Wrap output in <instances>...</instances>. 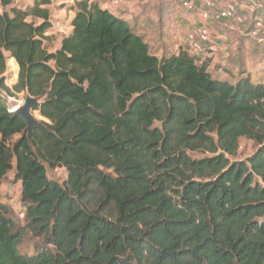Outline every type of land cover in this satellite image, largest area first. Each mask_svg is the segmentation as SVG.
<instances>
[{"label": "trees", "instance_id": "trees-1", "mask_svg": "<svg viewBox=\"0 0 264 264\" xmlns=\"http://www.w3.org/2000/svg\"><path fill=\"white\" fill-rule=\"evenodd\" d=\"M49 2L0 0V90L37 98L44 125L28 140L0 97V185L12 171L25 220L0 203V264H264V84L243 68L212 76L183 46L157 56L90 0L68 7L71 29L48 50ZM241 138L256 144L244 159ZM25 231L39 239L30 255Z\"/></svg>", "mask_w": 264, "mask_h": 264}, {"label": "crops", "instance_id": "crops-1", "mask_svg": "<svg viewBox=\"0 0 264 264\" xmlns=\"http://www.w3.org/2000/svg\"><path fill=\"white\" fill-rule=\"evenodd\" d=\"M64 1L67 3L66 8L72 12V15L69 19L71 21L74 11L68 7L73 5L75 0ZM90 1L97 2L101 8L108 9L114 15L127 21L131 28L133 25H137L136 28H132L137 34L142 35L145 38H148L146 37V34H149L150 36L155 37V40H158L156 37L158 36L161 40V43L163 44L162 46H158V48L166 47L169 48L168 50H171L172 47V52H175L176 49H178L180 46H183L186 35L181 37L178 31H175V26H172L173 22L169 24V20H166V18H168L169 14L171 13L169 9L170 7L165 13L166 21L163 23L159 22V10L164 6L166 8L167 4L164 3L167 0ZM115 1L117 2L115 3ZM50 3L51 0L49 4ZM195 4L196 6H200L201 0H195ZM47 5H43V7L47 8ZM169 17L173 18V16ZM187 21L188 23L184 21L183 22L187 26V30H189L191 29L190 27L193 28V25L191 24L190 20L187 19ZM199 25H201V23ZM208 26L212 34V42L216 44L217 48L215 52L209 53L207 55V57H209L208 69L212 76L233 81L238 74L239 69L243 68L248 73L251 81L264 84V46L257 45L251 40H248L242 32H228L222 23H209ZM70 29L71 26L69 27V30L64 33L67 34ZM158 52L160 51L158 50ZM212 67L214 69H211ZM212 70H214V72H212Z\"/></svg>", "mask_w": 264, "mask_h": 264}, {"label": "rangeland", "instance_id": "rangeland-1", "mask_svg": "<svg viewBox=\"0 0 264 264\" xmlns=\"http://www.w3.org/2000/svg\"><path fill=\"white\" fill-rule=\"evenodd\" d=\"M35 1L37 0H14V4H16L18 7H25V6H31V4H33ZM164 4H167V6L170 7L171 13L169 14V16H173V18H170L168 16L166 20L167 21L169 20V24L173 22L172 26H175V31H178L181 37H183L184 35L187 36L189 33L193 34L198 28L199 24L202 23L200 22L196 13L185 11L183 8H181V6L178 4L176 0H167ZM66 6L67 3L64 0H51V3L47 5V8L50 12V18L52 23V27L46 32V34H50L49 36L51 38L49 39V41L46 40L44 41L48 50H53L56 47H58L59 41L61 39V35L65 34L64 32L69 30L70 27L69 19L72 15V12H70V10L66 8ZM187 19L190 20L191 24L193 25V28L190 27L191 29L189 30H187V26L184 24V22L188 23ZM29 20L36 23L39 22V19L34 17L29 18ZM136 26L137 25H133L132 28L134 29L136 28ZM146 35H147L146 37L148 38L145 37L143 38L149 44L152 53L156 54L157 56H160L161 52L164 51V49L166 50L169 49L166 47L158 48V46L163 45L158 36H156L158 40H155L154 39L155 37L150 36L149 34ZM186 36L184 39L183 47L189 49V46L186 41L187 38ZM158 50L160 52H158ZM168 52H172V47L171 50H168ZM211 69L214 68L212 67ZM212 72H214V70H212ZM17 74H18V66L15 60L14 59L10 60V58H8L7 68L4 73V84L9 88H11L17 80ZM25 96L26 94L22 92L17 93L16 95L13 96H7L3 90H0V97L5 101L9 109H13L16 105L23 104ZM33 115L39 121L43 119L39 115V112L37 110L33 111ZM255 148H256V144L252 140L241 138L239 141L238 158L239 159L246 158L247 156L253 153ZM190 156L193 158H197V157H201L202 153L191 152ZM66 175L67 173L64 168L50 169L47 167L48 178L53 179L59 183H62L66 179ZM0 203L6 205L10 209L8 215L10 216L13 224L16 227L25 226V220L23 218L24 208L21 202V184L20 182H15L12 171L7 174V176L4 178V180L0 185ZM25 232L26 233L24 234V237L20 245L18 246V249L21 253L30 255L35 251V245L39 243V239L34 237L30 232L29 233L27 231Z\"/></svg>", "mask_w": 264, "mask_h": 264}, {"label": "built area", "instance_id": "built-area-1", "mask_svg": "<svg viewBox=\"0 0 264 264\" xmlns=\"http://www.w3.org/2000/svg\"><path fill=\"white\" fill-rule=\"evenodd\" d=\"M176 1L185 11L196 13L202 22L186 36L191 52L207 56L217 50L208 23H222L228 32H242L248 40L264 46V0H201L200 6L195 0Z\"/></svg>", "mask_w": 264, "mask_h": 264}, {"label": "water", "instance_id": "water-1", "mask_svg": "<svg viewBox=\"0 0 264 264\" xmlns=\"http://www.w3.org/2000/svg\"><path fill=\"white\" fill-rule=\"evenodd\" d=\"M39 106V100L26 94L23 104L16 105L13 113L19 116L26 124L25 132L28 140H30L32 132L35 128H44L41 121L37 120L33 115V110Z\"/></svg>", "mask_w": 264, "mask_h": 264}, {"label": "clouds", "instance_id": "clouds-1", "mask_svg": "<svg viewBox=\"0 0 264 264\" xmlns=\"http://www.w3.org/2000/svg\"><path fill=\"white\" fill-rule=\"evenodd\" d=\"M208 24H209V23H208ZM208 24H207V25H208ZM199 26H200V25H199ZM10 59H12V58H10ZM11 110H12V109H11Z\"/></svg>", "mask_w": 264, "mask_h": 264}, {"label": "bare ground", "instance_id": "bare-ground-1", "mask_svg": "<svg viewBox=\"0 0 264 264\" xmlns=\"http://www.w3.org/2000/svg\"><path fill=\"white\" fill-rule=\"evenodd\" d=\"M14 109H15V107L12 110H14Z\"/></svg>", "mask_w": 264, "mask_h": 264}]
</instances>
